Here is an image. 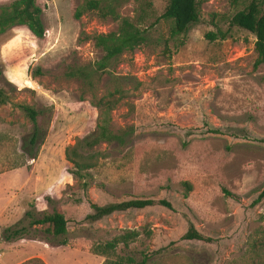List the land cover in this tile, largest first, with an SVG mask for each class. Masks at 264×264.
Here are the masks:
<instances>
[{"label":"rangeland","instance_id":"374dc122","mask_svg":"<svg viewBox=\"0 0 264 264\" xmlns=\"http://www.w3.org/2000/svg\"><path fill=\"white\" fill-rule=\"evenodd\" d=\"M100 1L149 40L98 74L94 93L66 73L104 58L89 38L117 31L111 16L89 12L78 20L84 0H42L44 39L26 27L0 34L1 86L11 99L0 105V184L16 197V209L26 195V214L41 219L56 210L68 221L67 235L54 239L25 214L8 227L24 228L22 236L6 241L1 233L4 261L20 255L22 264H264V67H254L253 35L237 28L226 39L219 34L251 0L205 1L199 22L179 37H172V21L160 20L167 0ZM118 88L125 97L111 126L135 133L126 147L85 151L95 167L84 191L65 152L96 133V102L119 98ZM21 105L40 112L46 139L36 159L24 150L33 125ZM133 199L166 200L172 209L86 220L89 202ZM191 227L210 241L183 240ZM131 231L138 237L124 242ZM62 240L68 245L56 246Z\"/></svg>","mask_w":264,"mask_h":264},{"label":"trees","instance_id":"16d2710c","mask_svg":"<svg viewBox=\"0 0 264 264\" xmlns=\"http://www.w3.org/2000/svg\"><path fill=\"white\" fill-rule=\"evenodd\" d=\"M208 0H167V5L160 20L172 21V37L186 35L193 25L199 22V6ZM44 4L42 0H16L7 6H0V34H4L15 27H26L38 39H44L45 26L43 23ZM89 12H99L105 18L111 16L113 20L119 22L117 31L108 34L95 35L89 38L94 43L96 49L105 53L104 58L95 66L71 68L67 73L68 79L80 81L85 89L94 93L97 75L105 72L113 61H117L126 53H133L142 45L146 44L149 36L145 30L135 25L128 18L121 17L114 5L102 6L100 0H84L75 12V18L81 19ZM228 32L219 31L220 38L226 39L232 29H242L255 38V51L257 59L255 69L264 67V0H251L245 7L236 12L229 20ZM210 40L218 39L217 34H207ZM3 70L0 68V105L9 104L11 99L8 93L2 88L1 81ZM119 95L117 99L98 100L97 107L101 110L100 121L97 131L94 134L80 138L73 147H68L65 152L67 162L72 166V173L82 181V189L87 191L90 187L88 179L91 177L90 170L95 167L93 162L85 156V151L93 150L101 144L126 147L134 135L133 128L116 132L112 128L111 113L115 107L124 99L125 94L121 89L115 91ZM115 97L113 94H109ZM19 108L33 125V132L24 145V150L28 149L29 157L36 159L38 149L45 139L38 123V112L34 107L21 105ZM226 193V192H225ZM227 195H231L227 193ZM263 196L257 200L259 201ZM93 214L86 217L87 221L96 222L105 217L118 212L129 210H144L146 208L161 206L172 209V205L166 200L156 201L154 199H133L121 203H112L106 206H99L89 202ZM31 219V225L45 228L44 231L54 239L64 237L68 233V221L66 217L58 211L44 215L41 219H35L30 212L26 214ZM24 228L13 231L12 228L4 230V240L11 241L13 238L22 236ZM138 237V232L131 231L122 237L124 242ZM183 240L187 241H210L204 238L199 232L191 227L184 235ZM68 241L58 242V247L67 246ZM133 263V261H131ZM142 264H145V260Z\"/></svg>","mask_w":264,"mask_h":264},{"label":"crops","instance_id":"0c3cea01","mask_svg":"<svg viewBox=\"0 0 264 264\" xmlns=\"http://www.w3.org/2000/svg\"><path fill=\"white\" fill-rule=\"evenodd\" d=\"M22 183V182H21ZM5 187V188H4ZM0 184V251L6 249L7 243L3 241L1 238V233L4 229L8 228L10 225L14 224L18 220L22 219V217L26 214L25 211V205H24V200L26 199V195H21V207L18 205L17 209L15 208V204L13 205L14 202H16V197L11 198L9 194L6 192L8 191L6 189V186ZM34 197V195H33ZM19 199V198H18ZM20 201V200H17ZM29 259H31L32 255H28ZM25 256H20L17 258H14L11 261L5 262V255L0 252V264H9L11 262L17 263V264H22L25 263L24 260Z\"/></svg>","mask_w":264,"mask_h":264}]
</instances>
